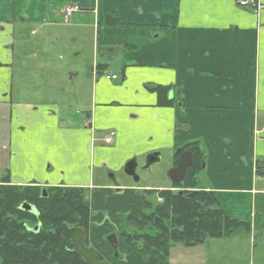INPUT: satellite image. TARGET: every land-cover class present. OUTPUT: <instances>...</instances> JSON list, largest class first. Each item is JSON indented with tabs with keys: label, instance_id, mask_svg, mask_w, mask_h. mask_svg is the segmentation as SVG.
<instances>
[{
	"label": "crops",
	"instance_id": "crops-1",
	"mask_svg": "<svg viewBox=\"0 0 264 264\" xmlns=\"http://www.w3.org/2000/svg\"><path fill=\"white\" fill-rule=\"evenodd\" d=\"M72 3L82 11L68 18L64 9ZM61 18L85 25L93 18L97 49L117 57L120 68L95 66L92 109L76 111L72 119L63 113L67 103L60 106L52 96L14 97L15 85L25 87L29 59L43 55L54 65L32 27L42 30L38 37H52L45 27ZM32 43L38 48L31 53ZM57 68L47 83L51 93L60 86ZM104 73L118 77L108 80ZM110 130L116 135L106 144ZM195 141L204 154L200 185L244 231L192 246L175 243L168 255L131 243L111 264H251L240 254L220 256L231 247L221 253L217 247L230 238L229 245L240 244L244 252L245 242L259 241L264 256V6L242 7L238 0H0V183L88 188V240L109 259L110 223L121 229V213L137 215L145 194L158 195L171 180L139 184L143 180L134 177L124 185H98L90 168L115 172L157 153L151 169L163 163V150H171V169L179 148Z\"/></svg>",
	"mask_w": 264,
	"mask_h": 264
},
{
	"label": "trees",
	"instance_id": "trees-1",
	"mask_svg": "<svg viewBox=\"0 0 264 264\" xmlns=\"http://www.w3.org/2000/svg\"><path fill=\"white\" fill-rule=\"evenodd\" d=\"M151 89L158 90L160 95L165 92L161 86ZM185 151H190L194 160L185 179L172 183L173 187L183 189L160 190L158 195L163 202L144 201V207L151 211L122 216L127 224L139 229L154 227L156 232L137 234L123 229L119 232L121 249L142 240L168 255L174 242L192 246L209 238L228 237L244 226L223 213L213 193L188 190L197 186L195 175L201 170L204 154L198 141L189 142L176 152V162ZM24 204L32 205L34 210H28ZM92 217L88 188L15 185L4 180L0 183V264H88L74 250L71 228L82 227L88 235Z\"/></svg>",
	"mask_w": 264,
	"mask_h": 264
},
{
	"label": "rangeland",
	"instance_id": "rangeland-1",
	"mask_svg": "<svg viewBox=\"0 0 264 264\" xmlns=\"http://www.w3.org/2000/svg\"><path fill=\"white\" fill-rule=\"evenodd\" d=\"M59 9V7H58ZM77 16V14H75ZM62 22L55 25H49L45 28L46 30L52 31V35L55 36H44V38L38 37V35L42 32L39 27L35 26L32 27L33 30H36L35 35H32L35 39L40 41V44L50 50L48 57L52 59V64H56L58 68L56 69L59 71L56 78H58L60 86L55 93H51L49 90V86L47 83H50L52 80H54V77H50V73H53L54 71V65H51L52 67H49V62L44 59V56L39 55L38 57H34L36 59H29L26 65V71H25V87L23 88V85L20 87L18 85H15V92L14 97L17 99H20L22 101H34L36 98H44V99H50L51 96L56 99V101L60 104V106L66 104V109H63V113H67L70 119H72L73 115L76 113V111L84 112L91 110V101H92V93H93V80H94V74L93 69L94 67L98 66L100 63H105L109 70H120L118 69V60L117 57H107V54L99 47L97 49L96 47V37H95V27L93 24V18L89 23L85 25V21L83 20H73V23L67 22L63 18H61ZM52 21H54L52 19ZM55 32V33H54ZM54 33V34H53ZM97 35V34H96ZM35 43L29 44L27 47H31V49H28L31 53L34 51H37L38 46L34 45ZM114 57V58H113ZM37 66V73L33 76V68ZM80 72L77 77H74L73 80L70 79V74L72 72ZM39 75V77H38ZM50 77V78H49ZM78 78V79H77ZM31 89H40L43 93L39 91L36 95L34 94L33 90ZM32 91V93L30 92ZM163 163L162 164H156L151 169L146 168V161L142 166H139L135 173L138 177H140L141 180L139 184L144 183H156L162 179H164L165 182L169 181L168 172L171 167V163L174 158V151L171 150H163ZM202 169V167H201ZM90 171L93 172L94 176V182L96 184H110V185H124L125 183H132L134 181V176H131L125 172V168L113 172L112 170H107L104 168L92 166L90 168ZM201 171V170H200ZM198 172L195 175L197 182V186L195 188L188 189L190 192H194L196 190H204L203 187L200 185L201 182V174ZM110 174H113V178L110 176ZM171 180V179H170ZM171 181H169L170 183ZM172 186V185H171ZM183 188H174L173 190L178 191ZM208 192V191H207ZM144 199H149L155 204L163 202V198L156 194H150L146 193ZM143 203H140V206L142 205L143 208L138 206L139 208H136L139 210L135 211L136 214L139 216L141 215L140 209L143 211H151V209H146L144 207V200ZM34 208V207H33ZM142 211V212H143ZM131 224V223H130ZM127 224L125 227L126 230H128L131 233H137V234H146V233H155L156 228H144L139 229L136 226H133V224ZM114 226V225H113ZM243 226L238 227L234 234H238V232L244 231ZM247 231L245 227V232ZM117 236H119V231L115 232ZM231 236V235H230ZM220 238H224L223 236ZM210 239L215 238H209L205 242H207ZM229 239L228 244L220 245L217 248L219 249L220 253L222 251L223 246H229L231 247L227 254L220 255L224 257L225 259L229 258L232 254H240L239 256L245 257V262L251 263V264H261V258H263L264 262V256H260V250H261V244H259V241L254 242H245V245L247 246L248 250L245 249L244 251H241L240 244L238 245H229L230 240ZM106 241V239H105ZM233 241V240H232ZM106 248L109 249V259L111 262L114 261L113 249L111 245L106 241ZM132 243H143L144 245L149 246V248L156 249L150 245H148L145 241H134ZM87 244L90 245L89 241H87ZM175 244L172 243V246ZM171 246V247H172ZM157 250V249H156ZM217 250V249H215ZM227 250V249H224ZM264 250V247H263ZM159 251V250H158ZM123 252V250H122ZM162 253L161 251H159ZM144 256V250L140 252V255ZM146 254V251H145ZM163 254V253H162ZM219 255H217L215 258H218ZM223 258V260H224ZM223 262V261H222ZM219 263V262H218ZM124 264V263H123ZM126 264H131L130 262ZM133 264V263H132ZM220 264V263H219Z\"/></svg>",
	"mask_w": 264,
	"mask_h": 264
},
{
	"label": "water",
	"instance_id": "water-1",
	"mask_svg": "<svg viewBox=\"0 0 264 264\" xmlns=\"http://www.w3.org/2000/svg\"><path fill=\"white\" fill-rule=\"evenodd\" d=\"M159 160L158 154L153 153L150 154L147 158L146 162V168L151 164L155 163ZM192 163V154L190 151H186L182 154L178 161V165L171 168L169 170V177L174 182H181L186 173L187 167H189ZM137 162L135 159H132L128 161L125 165V172L129 175L135 176V169H136ZM110 176L113 178V174H110ZM135 179H138V177L135 176ZM181 191L180 193H182ZM28 210L33 211L34 208L30 204H24ZM39 228V226L36 227V230ZM86 231L84 228L75 226L71 228V240L74 244V250L81 256V258L88 264H110L108 260L101 259L98 251L93 246H87L86 244ZM109 241L113 245L115 251L117 250L118 243L116 239V235L112 234L109 236ZM117 254V251H116Z\"/></svg>",
	"mask_w": 264,
	"mask_h": 264
},
{
	"label": "built area",
	"instance_id": "built-area-1",
	"mask_svg": "<svg viewBox=\"0 0 264 264\" xmlns=\"http://www.w3.org/2000/svg\"><path fill=\"white\" fill-rule=\"evenodd\" d=\"M238 4L242 7H254L257 9L264 6V4L260 2V0H238ZM81 11H82V8L79 4L72 3L65 7L64 14L65 16L70 18L74 13H79ZM96 74H97V71L94 70V75ZM104 76L108 80H116L118 77L116 74H110V73H104ZM115 135H116V132L114 130H110L107 136L104 138L105 143L107 144L111 143Z\"/></svg>",
	"mask_w": 264,
	"mask_h": 264
},
{
	"label": "flooded vegetation",
	"instance_id": "flooded-vegetation-1",
	"mask_svg": "<svg viewBox=\"0 0 264 264\" xmlns=\"http://www.w3.org/2000/svg\"><path fill=\"white\" fill-rule=\"evenodd\" d=\"M180 149V148H179ZM186 152V151H185ZM184 153V152H183ZM182 153V154H183ZM182 154L179 156V158H178V160H177V162H175V165H174V167L175 166H177L178 165V161H179V159H180V157L182 156ZM192 154V153H191ZM192 160H194V158H193V154H192ZM145 161V160H144ZM137 162V161H136ZM203 162H204V160H202L201 162H200V164L201 165H203ZM143 164H144V162H142V163H140L139 164V162L137 163V165H136V169L139 167V166H142L143 167ZM125 168V167H124ZM188 168V167H187ZM136 169H135V171H136ZM148 170V169H147ZM186 173H187V169H186ZM186 173H185V176H186ZM136 174V173H135ZM131 176H133V175H131ZM136 177H138L137 175H135ZM134 176V177H135ZM170 178V177H169ZM184 179H185V177H184ZM183 179V180H184ZM182 180V181H183ZM181 181V182H182ZM174 181H172L171 180V185H172V183H173ZM180 183V182H179ZM174 188H176V187H173V186H171L170 188H168V189H171V190H173ZM173 191H175V190H173ZM180 191V190H179ZM128 213H121L120 215H119V217H120V219L123 221V224H124V226L121 228V229H118L117 228V226L115 225V224H111L110 223V225H111V232H110V234L106 237V240H107V242L111 245V247L113 248V256H114V258L115 259H117V260H121L123 257H122V250H124L128 245H130V244H128L126 247H124V248H120L119 247V236H117L116 234H115V232H117V230L120 232V231H122L123 229H125V227L127 226V223L123 220V217L122 216H126ZM109 222V221H108ZM114 225V226H113ZM112 234H115L116 235V239H117V243H118V247H117V254H116V251H115V249H114V247H113V245L111 244V242L109 241V236L110 235H112ZM86 235H87V233H86ZM89 237V234L87 235V237H86V244H87V241H89L88 238ZM87 246H92L91 244L90 245H88L87 244ZM94 247V246H93ZM96 248V247H95ZM97 249V248H96ZM97 251H98V249H97ZM98 254H99V256H100V258L101 259H105V260H108L109 262H111L110 261V259H107L105 256H103V254L102 253H100L99 251H98Z\"/></svg>",
	"mask_w": 264,
	"mask_h": 264
}]
</instances>
